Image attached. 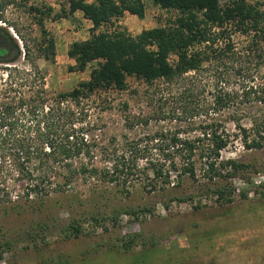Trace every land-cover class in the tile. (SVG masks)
Here are the masks:
<instances>
[{
  "label": "rangeland",
  "instance_id": "obj_1",
  "mask_svg": "<svg viewBox=\"0 0 264 264\" xmlns=\"http://www.w3.org/2000/svg\"><path fill=\"white\" fill-rule=\"evenodd\" d=\"M247 2L264 10V0ZM144 3V19L126 14L101 27L100 31L117 29L137 36L143 30L167 26L179 16V12L163 10L151 0H144ZM36 5L54 8L52 17L44 22L56 41V57L53 61L44 58L35 61L44 74L48 97L52 98L89 81L91 69L97 63L90 64L85 72L70 69L74 65L68 56L70 46L88 39L90 30L81 13L68 19L54 17L66 5V0H0V26L16 37L11 27L15 26L29 48L36 50L41 30L37 17L29 9ZM233 40L237 55L228 53L218 61L208 54L211 62L203 63L198 71L176 76L170 82L147 83L129 77L126 90L96 94L89 102L87 119V127L96 126L88 134L89 140L107 147L110 154L130 150L135 146L133 143L138 142L132 155L137 157L140 165L145 166L147 160H159L169 165L172 158L181 159L172 151H159L158 145L170 144L162 133L165 136L179 133L183 139L196 137L198 125L214 114L209 108L213 94L216 90L228 92L233 97L231 105L215 117L225 122L226 130L233 138L221 160H240L250 166L230 179L235 190L233 203L222 206L216 195L194 189V183L189 179H183L182 187L171 185L166 191L155 193H147L137 183L130 195L115 194V197L112 191L108 202L97 195L103 186L97 179L86 182L78 178L69 191L53 192L40 205V200L34 196L26 198L23 190L17 187L23 181L15 173H5L2 185L9 188V199L0 194V264H130V258L118 259L115 255L137 254L149 248L152 242L161 249L175 244L185 248L189 240L201 242L195 251L189 248L188 254L185 252L180 264H264V149L245 148V140L255 138L260 129L254 122L258 115H264V105L256 96H249L244 91L245 87L259 86L264 81V66L260 60L249 59L242 51L247 46L246 37L236 34ZM175 60L172 57L173 63ZM18 66L29 69L31 64L22 55ZM6 67L0 64L1 88L6 87ZM15 95L13 92L11 97ZM99 106H109V109L102 112ZM19 114L20 110L17 111ZM20 131L25 137V130ZM157 134L162 138L150 139ZM94 157V164L103 168L98 152ZM197 162L201 184L204 179ZM10 166L7 168L11 169ZM57 183L60 181L55 180L54 184ZM175 196L187 199L183 203H169ZM7 200L11 202L6 203ZM93 200L99 203L94 205ZM140 208L150 211L137 216L124 214L117 222L112 221L116 209ZM93 214L102 217L100 225L92 221ZM72 225L80 227L79 237L71 233ZM132 238L136 243L126 254L123 244ZM175 253L176 249L170 252L171 255ZM160 259L158 264L163 263L164 258Z\"/></svg>",
  "mask_w": 264,
  "mask_h": 264
},
{
  "label": "trees",
  "instance_id": "obj_2",
  "mask_svg": "<svg viewBox=\"0 0 264 264\" xmlns=\"http://www.w3.org/2000/svg\"><path fill=\"white\" fill-rule=\"evenodd\" d=\"M151 1L163 10L179 12V16L167 26L143 30L139 35L131 36L125 31L116 29L107 32L100 31V28L126 14L144 19V0H66V5L55 14L56 19H68L81 13L92 23L90 37L74 42L68 50V56L74 62L70 69L85 72L90 64H97L91 69L89 81L80 83L71 92L59 93L52 98L48 97L44 74L35 61L36 58L53 61L56 57V41L44 22L52 17L54 8L37 5L29 8L37 17L41 30L36 50L29 48L15 26L11 27L17 38L0 26V64L7 65L6 87H0V194L3 197L9 199V188L2 185L3 176L15 173L23 181L17 187L23 190L26 198L34 196L40 200V205L53 192L69 191L78 178L86 182L97 179L103 185L97 195L106 200L112 191L115 197L124 193L130 195L137 183L147 193H155L166 191L171 185L182 187L183 179H189L194 183V189H204L216 195L222 206L234 202L235 190L230 179L250 166L240 160H221L223 151L231 146L233 138L227 132L225 122L215 117L231 105L233 97L228 92L216 90L213 94L209 108L214 114L198 125L199 134L196 137L183 139L179 133H169L168 136L162 133L170 144L164 147L158 145L159 151H172L181 159L172 158L169 165L159 160H147L145 166L140 165L137 157L132 155L138 142L133 143L135 146L130 150L110 154L107 147L89 140L88 134L96 129L95 124L87 127L92 97L105 91L126 90L129 77L147 83L157 80L170 82L176 76L198 71L203 63L211 62L208 54L214 55L218 61L228 53L237 55L233 40L236 34L248 39L247 46L242 50L244 54L249 59L260 60L261 66H264V10L260 6L247 0ZM22 55L31 64L29 69L19 68ZM172 57L176 58L175 63ZM244 91L249 96H256L257 101L264 105V81L259 86L245 87ZM13 92L16 95L11 97ZM99 107L102 112L109 109V106ZM257 117L254 123L260 129L255 138L245 140L248 150L264 149V115ZM20 129L25 130L26 138ZM156 137L160 136L157 134L150 139ZM96 152L104 163L101 169L94 164ZM128 153L130 157L126 158ZM197 161L204 179L201 184ZM8 165L11 169L7 168ZM55 180H59L60 184L55 185ZM189 197L194 200L193 196ZM243 197L246 195L243 194ZM186 199L175 196L169 203H183ZM9 202L11 200L6 201ZM93 203L96 205L99 202ZM165 206L168 207V204ZM149 211L147 208L116 209L112 221L117 222L124 214L137 216ZM91 217L98 225L103 220L99 214ZM70 229L76 237L81 234L79 226L72 225ZM200 242L189 240L185 248L175 244L165 249L152 242L149 248L137 254H127L136 243L132 238L123 244L127 255L115 256L118 259L130 258V264H158L160 257L164 258L162 264H178L181 257L188 254L189 248L195 251ZM173 249L176 253L171 255Z\"/></svg>",
  "mask_w": 264,
  "mask_h": 264
},
{
  "label": "crops",
  "instance_id": "obj_3",
  "mask_svg": "<svg viewBox=\"0 0 264 264\" xmlns=\"http://www.w3.org/2000/svg\"><path fill=\"white\" fill-rule=\"evenodd\" d=\"M83 20L85 21V23H86V25H87V28H88L89 30H91V28H92V23H91L89 20H87V19H83ZM88 33H90V31H89Z\"/></svg>",
  "mask_w": 264,
  "mask_h": 264
}]
</instances>
